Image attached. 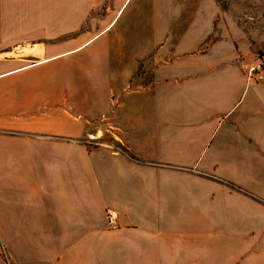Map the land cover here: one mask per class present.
Returning a JSON list of instances; mask_svg holds the SVG:
<instances>
[{
	"label": "crops",
	"instance_id": "0c3cea01",
	"mask_svg": "<svg viewBox=\"0 0 264 264\" xmlns=\"http://www.w3.org/2000/svg\"><path fill=\"white\" fill-rule=\"evenodd\" d=\"M128 1L0 0L65 22L1 34L9 264H264V55L217 0Z\"/></svg>",
	"mask_w": 264,
	"mask_h": 264
},
{
	"label": "rangeland",
	"instance_id": "374dc122",
	"mask_svg": "<svg viewBox=\"0 0 264 264\" xmlns=\"http://www.w3.org/2000/svg\"><path fill=\"white\" fill-rule=\"evenodd\" d=\"M130 0L126 4L129 5L124 12L122 18L116 25V28H119L127 15L132 12L135 8L138 0H132L129 4ZM219 9L221 10L220 19H226L228 26L234 28H240L242 31L243 40L248 44L250 52L252 55L254 54H263L264 55V0H217ZM46 6H25L26 11L28 8H38L43 9ZM124 7V8H125ZM19 8V6H12V5H0V14L5 12L9 13L12 11H16L14 9ZM47 8H49L47 6ZM29 13L28 11L26 12ZM47 11L45 12H37L33 14L35 17H43L46 16ZM11 14V13H10ZM43 14V15H42ZM1 17V16H0ZM65 22L59 21H46V20H1L0 18V41H1V34L2 31L6 32L9 31L10 36L15 35V37L20 33L22 38L20 42L23 45L24 43H33L37 41V39H41L44 37L45 33L49 32V27L53 26L61 28L64 26ZM238 28V29H239ZM9 29V30H8ZM67 36L66 34H62L60 37ZM17 43V42H16ZM1 44V43H0ZM29 48V46H27ZM24 48L19 46L16 50L9 54H3L2 56L6 55H15L16 53H21L26 55H31L32 52L23 51ZM21 51V52H20ZM106 140V137H105ZM112 141V140H111ZM118 145V143H115ZM0 189H1V182H0ZM1 192V191H0ZM0 209H1V196H0ZM5 261L9 264V259L7 255L6 246L2 240V229L0 226V264H3Z\"/></svg>",
	"mask_w": 264,
	"mask_h": 264
},
{
	"label": "built area",
	"instance_id": "2783aa9c",
	"mask_svg": "<svg viewBox=\"0 0 264 264\" xmlns=\"http://www.w3.org/2000/svg\"><path fill=\"white\" fill-rule=\"evenodd\" d=\"M243 68L249 80L261 81L264 79V57L259 56L256 59L245 62ZM109 224L112 228L118 227V213L114 210L107 212Z\"/></svg>",
	"mask_w": 264,
	"mask_h": 264
},
{
	"label": "bare ground",
	"instance_id": "6f19581e",
	"mask_svg": "<svg viewBox=\"0 0 264 264\" xmlns=\"http://www.w3.org/2000/svg\"><path fill=\"white\" fill-rule=\"evenodd\" d=\"M23 51H24V52H25V51H28V52H30L31 50H30V49H26V48H25Z\"/></svg>",
	"mask_w": 264,
	"mask_h": 264
}]
</instances>
